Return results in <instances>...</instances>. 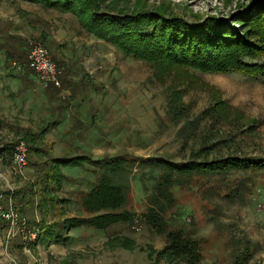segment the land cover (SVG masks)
Segmentation results:
<instances>
[{"label": "rangeland", "instance_id": "1", "mask_svg": "<svg viewBox=\"0 0 264 264\" xmlns=\"http://www.w3.org/2000/svg\"><path fill=\"white\" fill-rule=\"evenodd\" d=\"M85 1L104 14L161 10L179 16L188 25L180 35L201 40L188 47L213 37V25L225 26L220 34L235 27L256 40L262 25L254 23L264 19V0ZM81 6H74L80 14ZM78 13L41 1L0 0L2 45L14 50L21 35L27 55L30 43H39L63 71L59 93L48 96L34 72L0 49V264H178L159 258L166 237L143 217L164 171L157 162H264V72L251 77L134 58L93 33L84 23H91L89 15ZM201 24L209 28L189 27ZM258 62L264 64V56ZM80 122L87 129L76 140L69 130L81 128ZM27 131L37 141L26 140ZM19 148L28 159L21 170L14 162ZM76 152L134 159L127 209L139 219V230L134 219L104 230L65 227L68 220L94 216L83 197L100 170L88 161L62 166L58 184L46 180L47 162ZM248 163L194 171L173 189L176 204L166 220L171 230L198 241L197 264H264V166ZM53 225H60L64 241L46 244V227Z\"/></svg>", "mask_w": 264, "mask_h": 264}, {"label": "trees", "instance_id": "2", "mask_svg": "<svg viewBox=\"0 0 264 264\" xmlns=\"http://www.w3.org/2000/svg\"><path fill=\"white\" fill-rule=\"evenodd\" d=\"M29 1H41L50 6H60L76 14L79 11H75L74 6H89L90 8L87 9L88 11L82 9V6L79 8L82 14L89 15V18L92 20L89 21L91 22L90 24L84 21L89 29L97 36L116 43L128 56L134 58L154 56L159 59L164 58L173 65L179 62L184 64L190 63L196 66L208 67L207 69L211 71L215 70L229 73L240 72L251 77H255L259 73L264 72V64L258 62V60L262 59L264 56V19L254 23L256 25H262L260 37L256 40L253 39L254 37H250V39L246 40L247 37L245 38L235 27L229 28L228 32L220 34L217 29L223 30L225 26L213 25L212 29H210V31H213V37L207 38L206 42L201 44V46L188 47L186 42L192 41L197 43L201 41L199 37H197L198 35L195 37L180 35L181 29L188 26L186 25L185 19L179 16L168 15L161 10L111 15L109 13H100L94 6H91V4L88 5L85 0ZM82 19L81 16V20ZM206 26L207 25L204 27L203 24H201L199 27L195 25L189 27H191L193 31L198 29L205 31L209 28ZM177 27H179L178 29L180 30H178ZM207 34H211V32ZM220 35L222 36L220 37ZM16 38L18 45H15L13 48L14 50H8L2 45L1 40L0 49L6 52V55L11 59L14 65L27 67L29 53L27 55V50L25 48L27 45L26 40L21 35ZM181 43H185L186 46L180 45ZM56 64L58 65V63ZM58 67L60 68V65H58ZM30 71L33 72L31 69ZM62 80L63 78L61 76V81ZM46 90L49 91L48 96H56L57 93H59V88L55 86H50ZM67 102L68 99L62 101L63 104L61 105H64L63 110L67 107ZM53 124H55V122ZM79 124L81 128L74 130L71 128L69 130V134L71 133L76 140L80 138L81 133L85 131L83 128L87 129V125L83 122ZM49 126L48 124L46 133L49 130ZM41 134H39V137L42 136ZM35 136L36 135L31 131H27L25 139L30 142H35L37 141ZM11 149L15 150L14 146ZM35 150L37 151L38 149L36 148ZM87 161L93 163L100 170L96 181L91 185L90 190L83 197V206L85 210L94 216L86 219L68 220L65 227L78 228L90 226L99 230H104L116 223L134 219V213L127 209L129 203L128 192L131 188L130 176L133 171L132 166L134 164V159H129L126 156H108L101 159H93L85 153L77 152L70 155H61L47 162L49 171L46 173V180L59 184L63 176L60 171L62 166L77 168ZM246 162H249L248 166H264L263 161L256 164L254 162L251 163L252 160H243L239 158L189 164L157 162L159 166L164 168V171L157 178L152 194L149 197L148 209L143 217L147 225L154 230L155 233L166 237L167 245L159 253V258L166 257L169 262H177L178 264H197L201 260V250L198 241L192 239L190 233L186 231L171 230L166 220V216L176 204L173 189L176 186H182V177H186L188 174L191 175L194 171L219 170L222 167L225 168L231 165L243 166V163ZM50 200L54 202L53 200L56 199ZM59 226L60 225H53L46 227V237L43 239L44 243L47 244L51 242V240H55L57 243L64 241V237L57 233Z\"/></svg>", "mask_w": 264, "mask_h": 264}, {"label": "built area", "instance_id": "3", "mask_svg": "<svg viewBox=\"0 0 264 264\" xmlns=\"http://www.w3.org/2000/svg\"><path fill=\"white\" fill-rule=\"evenodd\" d=\"M29 52V61L27 67L31 69L37 77V84L42 89L50 86L60 88L62 86L61 76L63 71L53 60L50 52L41 44L31 42ZM27 155L23 148H19L15 154L14 162L21 170L27 165ZM134 229L139 230V219H135Z\"/></svg>", "mask_w": 264, "mask_h": 264}]
</instances>
